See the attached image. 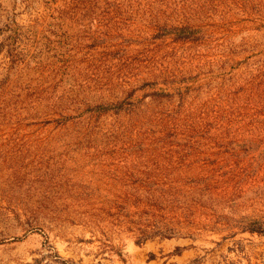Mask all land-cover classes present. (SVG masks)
Here are the masks:
<instances>
[{
	"label": "rangeland",
	"instance_id": "1",
	"mask_svg": "<svg viewBox=\"0 0 264 264\" xmlns=\"http://www.w3.org/2000/svg\"><path fill=\"white\" fill-rule=\"evenodd\" d=\"M0 264H264V0H0Z\"/></svg>",
	"mask_w": 264,
	"mask_h": 264
},
{
	"label": "crops",
	"instance_id": "2",
	"mask_svg": "<svg viewBox=\"0 0 264 264\" xmlns=\"http://www.w3.org/2000/svg\"><path fill=\"white\" fill-rule=\"evenodd\" d=\"M187 243V244H186ZM160 246H165V249H169V247H177L176 252H167L165 254L159 253L157 255H175L182 260H193L197 256L203 255L204 248H201V240L193 241L192 239H173L162 242H157L156 247L160 249ZM200 262V260L198 261Z\"/></svg>",
	"mask_w": 264,
	"mask_h": 264
}]
</instances>
